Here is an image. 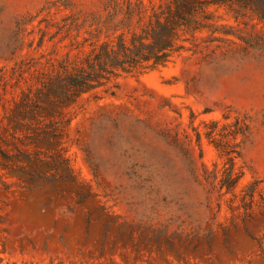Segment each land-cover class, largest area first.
<instances>
[{
    "label": "rangeland",
    "instance_id": "obj_1",
    "mask_svg": "<svg viewBox=\"0 0 264 264\" xmlns=\"http://www.w3.org/2000/svg\"><path fill=\"white\" fill-rule=\"evenodd\" d=\"M225 1L244 41L106 72L122 0H0V264H264V0ZM75 64L91 86L47 114Z\"/></svg>",
    "mask_w": 264,
    "mask_h": 264
},
{
    "label": "trees",
    "instance_id": "obj_2",
    "mask_svg": "<svg viewBox=\"0 0 264 264\" xmlns=\"http://www.w3.org/2000/svg\"><path fill=\"white\" fill-rule=\"evenodd\" d=\"M153 0H122L119 2V9L123 16L119 20V28L125 29L132 24L134 27L128 29L132 36L127 39L125 33H119L115 44H104L96 54V61L99 63L100 70L113 72L112 69L119 68L127 70L128 67L137 66L149 60L157 61L164 59L169 53L168 50L176 45V40L193 41L203 38L198 33H207L212 40L224 37H214L213 33L217 30L224 34H233L244 41L243 37L236 35L232 31V25L219 23L215 10L217 7L226 5L225 0H159L154 4ZM215 5L214 9L210 6ZM148 9L151 13L147 14ZM148 16L147 23L142 25V20ZM219 18V17H218ZM136 19L134 22L133 20ZM137 27L140 30L137 31ZM188 33L190 36L185 37ZM181 34L184 36L181 38ZM229 41L234 42L232 39ZM247 42V41H245ZM183 47V45H179ZM88 70L84 66L75 64L73 66L61 65L60 69L49 75L42 83L39 100L44 104L52 106L47 109V114L57 111L59 105L64 104L69 98L70 93L82 90L91 86L94 78V66H89ZM98 72V71H97ZM30 95H26L19 107V113L23 116H34L33 109L26 105L30 100ZM3 156L4 153H2ZM1 197V196H0Z\"/></svg>",
    "mask_w": 264,
    "mask_h": 264
}]
</instances>
